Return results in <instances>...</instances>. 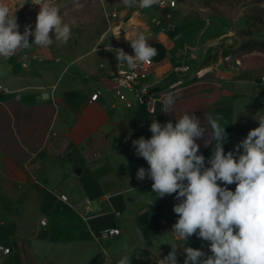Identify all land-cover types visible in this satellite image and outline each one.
<instances>
[{
	"label": "crops",
	"instance_id": "0c3cea01",
	"mask_svg": "<svg viewBox=\"0 0 264 264\" xmlns=\"http://www.w3.org/2000/svg\"><path fill=\"white\" fill-rule=\"evenodd\" d=\"M197 1L179 0L177 9L170 10L180 15L167 25L153 24L159 21L152 8L150 19L138 6L116 10L121 24L112 46L140 33L146 36L158 50L150 80L175 95L172 112L159 104L149 115L116 102L112 51L102 80L65 87L47 83L48 64L39 55L0 57V85L8 89H0V243L11 247L8 254L0 252V264H118L126 249H134L131 264H157L168 255L154 233L166 222L172 200L173 206L181 201L176 194L156 197L151 179H137L138 169L149 166L136 155L132 141L151 137L153 119L175 124L188 112L203 126L209 113L222 117L227 153L264 116V53H234L237 41L230 23L199 11ZM178 61L193 69L208 66L211 73L180 82L168 73ZM96 89L100 96L89 101ZM197 143L207 162L215 142L207 147L203 140ZM235 187L228 185L232 191ZM81 214H88V220ZM110 227L119 228V234L96 241L89 233V228ZM204 252L212 254L209 247ZM177 260L184 264L185 257Z\"/></svg>",
	"mask_w": 264,
	"mask_h": 264
},
{
	"label": "clouds",
	"instance_id": "9594fccd",
	"mask_svg": "<svg viewBox=\"0 0 264 264\" xmlns=\"http://www.w3.org/2000/svg\"><path fill=\"white\" fill-rule=\"evenodd\" d=\"M30 2L39 5L40 11L34 31L26 27L23 34L18 31L15 13L0 2V57L10 58L33 44L47 49L54 42L66 44L71 39V24L65 22L60 8L52 0ZM122 3L127 8L162 6V0H122ZM74 4L77 9L83 7L79 0H74ZM30 36L34 37L32 43H29ZM128 42L134 55L122 48L112 51L117 63L126 64L132 70L128 77L132 79L138 66L151 64L158 50L149 44L143 33ZM175 100V95L168 94L162 101V111L172 112ZM221 119L206 113L203 126L194 113L189 115L188 112L178 117L175 124L168 121L161 125L153 119L151 137L141 136L132 141L136 155L149 166L138 169L137 179H151L156 197L176 194V199L181 201L173 208L179 219L171 232L177 240L184 245L196 235L209 242L211 255L183 247L184 264H264V116L257 119L259 126L248 132L235 151L227 153L224 144L228 134L219 122ZM197 140H203L206 147L215 142L207 162L199 153ZM206 163L209 166L206 167ZM232 184L236 185L234 191L228 188ZM170 246L172 250L163 259L158 258L157 264H178L180 246L175 243ZM133 250L126 249L128 254L123 255L118 264H131Z\"/></svg>",
	"mask_w": 264,
	"mask_h": 264
},
{
	"label": "rangeland",
	"instance_id": "374dc122",
	"mask_svg": "<svg viewBox=\"0 0 264 264\" xmlns=\"http://www.w3.org/2000/svg\"><path fill=\"white\" fill-rule=\"evenodd\" d=\"M176 9L179 0H176ZM6 3L15 13L18 31L23 34L26 27L33 31L36 18L40 11L39 5H33L30 0H0ZM83 5L77 9L74 0H52L60 8L65 22L71 24L72 37L66 44L54 42L47 49H40L34 44L28 49H20L17 55L27 52L39 55L42 61L48 64L47 74L50 77L47 83L54 85L60 83L62 87L74 83L89 84L102 80L104 65L111 61L110 48L114 45V27L121 24L111 14L124 6L122 0H79ZM199 11L211 16L227 20L232 26V37L237 41L234 53L260 56L264 53V0H198L195 3ZM157 25H167L172 17L180 15L179 10L162 9L153 6ZM142 11L144 9L141 8ZM151 8L145 9L144 14L150 19ZM118 31V30H117ZM119 32V31H118ZM52 35V33H50ZM34 37H29L32 43ZM119 40H124L119 36ZM112 51V52H111ZM211 73V72H209ZM263 75V74H262ZM97 85V84H96ZM63 92V90H61ZM178 204V203H176ZM175 204V205H176ZM173 200L167 209L166 222L154 234L158 236L159 249L169 253L171 244H177V257H185L183 247H192L206 251L209 242L193 235L186 243L177 240L171 232L173 225L179 219L173 211Z\"/></svg>",
	"mask_w": 264,
	"mask_h": 264
},
{
	"label": "built area",
	"instance_id": "2783aa9c",
	"mask_svg": "<svg viewBox=\"0 0 264 264\" xmlns=\"http://www.w3.org/2000/svg\"><path fill=\"white\" fill-rule=\"evenodd\" d=\"M176 4V0H162V6H157L162 9H172L176 7ZM111 16L117 18L118 14L115 11L111 14ZM112 48H122L129 55H134L130 43L120 42L117 45L112 46ZM206 67L207 66H203L193 69L191 63L178 61L173 63L168 73H173L178 76L180 82H182L185 78L190 81L197 78H203L211 72V68L202 72V69ZM153 68L154 60H152L151 64L140 65L135 70L136 75L134 78L129 79L128 77L131 75L132 70L128 69L126 64L121 65L117 63V60H115L110 71V80L112 83V89L114 90L116 102L128 110H144L149 115L154 114L157 111L158 105L162 104L163 99L170 91L158 89L154 86L155 82L150 80ZM261 82H264V75L261 76ZM0 89L8 91L7 87L2 85H0ZM100 93V89L93 91L90 94L89 101H95L100 96ZM60 198L64 202L70 204L68 197L65 194H61ZM81 216L85 221L89 218L88 214H81ZM41 223L45 224L46 219L43 218ZM119 232L120 230L117 227L105 228L98 231L89 228L90 235L96 241H100L103 237L111 234L117 235ZM10 251L11 247L9 245L6 243H0V252L8 254ZM178 264H180L179 261Z\"/></svg>",
	"mask_w": 264,
	"mask_h": 264
},
{
	"label": "bare ground",
	"instance_id": "6f19581e",
	"mask_svg": "<svg viewBox=\"0 0 264 264\" xmlns=\"http://www.w3.org/2000/svg\"><path fill=\"white\" fill-rule=\"evenodd\" d=\"M117 24H118V23H117ZM114 28H115L116 33H118L117 30H119V28H120V24L116 25V27H114ZM208 69H210V67L207 66L206 68L202 69V72H204L205 70H208Z\"/></svg>",
	"mask_w": 264,
	"mask_h": 264
},
{
	"label": "water",
	"instance_id": "95a60500",
	"mask_svg": "<svg viewBox=\"0 0 264 264\" xmlns=\"http://www.w3.org/2000/svg\"><path fill=\"white\" fill-rule=\"evenodd\" d=\"M45 96H47V93H45Z\"/></svg>",
	"mask_w": 264,
	"mask_h": 264
}]
</instances>
